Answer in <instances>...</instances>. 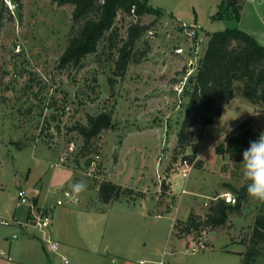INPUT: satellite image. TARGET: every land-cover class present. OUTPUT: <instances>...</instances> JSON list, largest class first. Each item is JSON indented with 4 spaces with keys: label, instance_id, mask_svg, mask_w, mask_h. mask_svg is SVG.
Masks as SVG:
<instances>
[{
    "label": "rangeland",
    "instance_id": "rangeland-1",
    "mask_svg": "<svg viewBox=\"0 0 264 264\" xmlns=\"http://www.w3.org/2000/svg\"><path fill=\"white\" fill-rule=\"evenodd\" d=\"M143 1L157 9L140 17L149 29L134 49L136 56L145 52L120 76L114 72L107 42L86 55L81 66H59L72 32L74 5L0 0V264L22 260L21 252L29 248L24 234L42 237L38 227L29 222L22 226L13 217L21 204L20 188L31 201L38 196L52 206V238L60 239V228L78 227L82 233L89 231L95 243L103 234L123 243L122 236L114 234L131 223L121 212L113 215L109 204L98 198L99 183L114 182L121 164L135 176L140 170L151 174V180L142 190L117 183L129 190L116 201L135 202L146 195L156 206L172 209L180 217L192 212L203 218L221 191L237 198L236 192L247 188L240 164L243 151H217L241 128L252 129L257 138L264 132V103L251 108L241 80L235 81V98L222 103L219 117L191 127L190 142L179 144L178 133L208 33L237 27L264 46V0H232L237 12L229 6L231 0ZM221 8L230 14L216 17ZM134 18V14L118 13V39ZM101 112L111 114L110 127L86 144L74 126ZM182 157L193 160L194 168L187 179L172 178V167ZM81 180L87 188L73 196L70 185ZM183 186L188 191L181 194ZM58 199L63 204H57ZM260 215H264V202L247 194L240 211L232 212L223 224L210 223L191 233L204 241L210 232L227 233L244 246L242 264H264V239L254 236ZM180 217L173 227L183 236L181 227L187 217ZM172 221V216L163 217V227L170 230ZM31 243L55 264L66 263L58 251L45 252L48 243L43 238ZM77 257L67 254L65 258L68 264H78Z\"/></svg>",
    "mask_w": 264,
    "mask_h": 264
},
{
    "label": "trees",
    "instance_id": "trees-1",
    "mask_svg": "<svg viewBox=\"0 0 264 264\" xmlns=\"http://www.w3.org/2000/svg\"><path fill=\"white\" fill-rule=\"evenodd\" d=\"M21 0H14L19 5ZM60 4H72L73 26L68 42L60 59L59 66H81L86 55L94 53L101 44L107 42L110 50L114 72L123 76L131 62L138 61L144 54L135 55V45L140 36L149 29V24L142 23L140 17L147 12L157 11L143 0H54ZM229 6L236 9L234 1ZM217 12L216 17H222L225 11ZM226 9V8H225ZM122 11L135 18L126 26L125 35L118 39V28L115 21ZM227 12L225 15H229ZM224 15V16H225ZM208 41L199 67L192 77L189 99L185 115L178 133V142H190L193 137L191 127L201 122L210 123L221 115L222 103L234 97L235 81H242V94L252 103H264V46L240 28H226L208 33ZM110 82L113 79L110 78ZM112 121L110 113L101 112L89 115L86 124L77 123L74 126L84 138L86 144L103 129L109 128ZM257 133L250 128H241L229 136L227 145L220 144L217 151L237 152L249 146V142L257 139ZM84 145V148L86 147ZM98 198L104 203H112L122 198L123 192L129 190L110 180L99 183ZM247 188L237 191L235 202H226L221 195L212 198L207 212L202 217L188 215L185 233L199 232L208 224H223L232 212L240 211L241 205L247 200ZM35 201V199H34ZM254 236L264 239V215L256 219ZM201 227V228H200ZM250 255V252L248 253ZM245 257V256H244ZM243 260H245L243 258ZM245 261H243L244 264Z\"/></svg>",
    "mask_w": 264,
    "mask_h": 264
},
{
    "label": "crops",
    "instance_id": "crops-1",
    "mask_svg": "<svg viewBox=\"0 0 264 264\" xmlns=\"http://www.w3.org/2000/svg\"><path fill=\"white\" fill-rule=\"evenodd\" d=\"M234 98L235 96L231 100ZM250 104L251 108H254V103L250 102ZM127 169L125 164L119 165L116 171L117 174L112 180L121 185L141 190L148 183L146 181L151 180V174L145 173L143 170H140L135 176V172L132 170L127 171ZM127 172L129 175L126 177ZM223 194L224 192L221 191L220 195ZM33 202L37 206L52 209V206L40 201L38 196L35 197ZM154 203L155 201L146 195L140 196L135 202L115 201L109 203L108 210L113 212V215L121 212V217L125 214L131 218V223L124 224L125 226L118 229L114 234L122 236L121 239L125 243L115 239L111 241L107 237L108 235L105 237V234H103L102 239H99L98 243H95L91 240L92 236L89 231L82 233L78 227L60 228L57 232L60 238L58 239L60 242L59 248L53 251L46 246L45 252L58 251L57 255L62 256L64 262L67 254L78 256V264H242L244 246L238 241L234 242L230 235L223 232H210L207 236V246L205 248L197 253L187 252L186 238L178 236L173 227L176 218L180 216L173 214L172 209L166 210ZM18 206L21 208L19 211H17ZM17 207L13 211V217L22 226H25L28 222L31 223L28 204L21 203ZM171 216L173 218L171 229L167 230L162 225V218L170 219ZM53 231L54 222L52 233ZM32 236L33 238L28 234H24L25 240L29 242V248H25L21 252L22 260L15 264H55L52 258H46L44 253L40 252L35 247L36 245L31 243L35 238L40 239L43 237H40L38 233H33ZM15 237H18V235ZM2 252L0 251V253ZM34 255H36L35 260H33ZM9 259H12V257Z\"/></svg>",
    "mask_w": 264,
    "mask_h": 264
},
{
    "label": "built area",
    "instance_id": "built-area-1",
    "mask_svg": "<svg viewBox=\"0 0 264 264\" xmlns=\"http://www.w3.org/2000/svg\"><path fill=\"white\" fill-rule=\"evenodd\" d=\"M181 50V49H179ZM74 143L70 144V149H73ZM94 162V161H93ZM195 162L188 157H182L180 160L172 167V174L171 177H182L184 179L189 178L192 169L194 168ZM174 190V187H171ZM188 190L185 186L181 188V194L186 193ZM18 197L21 203L28 204L29 206V218L30 222L38 227L42 232V237L44 240L47 241L48 245L47 248L50 250H57L59 248L60 242L58 239L52 238V225L54 222L52 209L50 207L45 206H37L33 201L30 200L28 195L26 194L25 190L20 188L18 190ZM226 202H235L234 196L226 192L222 195ZM57 204H63L61 199L57 200ZM2 222H6V220H2ZM183 236H186V251L189 253H197L203 248L207 246V239L204 241L201 237H196L192 235L191 232L189 233H182ZM11 258V257H9ZM67 263V258L65 259Z\"/></svg>",
    "mask_w": 264,
    "mask_h": 264
},
{
    "label": "clouds",
    "instance_id": "clouds-1",
    "mask_svg": "<svg viewBox=\"0 0 264 264\" xmlns=\"http://www.w3.org/2000/svg\"><path fill=\"white\" fill-rule=\"evenodd\" d=\"M243 176L248 181L247 194L250 198L264 202V132L242 152ZM72 195L78 197L87 188L84 181L70 185Z\"/></svg>",
    "mask_w": 264,
    "mask_h": 264
}]
</instances>
